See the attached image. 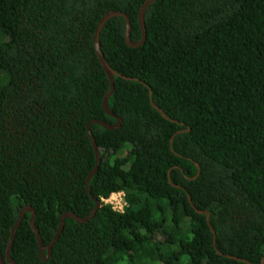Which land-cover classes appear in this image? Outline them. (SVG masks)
<instances>
[{
	"label": "trees",
	"instance_id": "trees-1",
	"mask_svg": "<svg viewBox=\"0 0 264 264\" xmlns=\"http://www.w3.org/2000/svg\"><path fill=\"white\" fill-rule=\"evenodd\" d=\"M0 0V255L14 264H260L264 258V0ZM136 79V80H135ZM144 85H143V84ZM146 85V86H145ZM150 101L167 119L151 107ZM98 149L95 164L87 137ZM172 138L171 146L169 139ZM198 175L191 179L196 168ZM169 178L170 183L167 182ZM172 185L184 189L174 188ZM122 191L125 207L102 202ZM187 194L197 214L187 203ZM92 198H91V197ZM229 255L242 261L226 258ZM43 256L45 252L42 253ZM264 264V261L263 263Z\"/></svg>",
	"mask_w": 264,
	"mask_h": 264
},
{
	"label": "water",
	"instance_id": "water-1",
	"mask_svg": "<svg viewBox=\"0 0 264 264\" xmlns=\"http://www.w3.org/2000/svg\"><path fill=\"white\" fill-rule=\"evenodd\" d=\"M155 1L156 0H143V2L140 4V6L138 8L137 21H138L139 30H140V38H139V40L137 42H132L129 39L130 23H129V20H128L127 16L123 12L108 11V12H106L98 20V22L96 24V27L94 29V33H93V37H92V43H93V48H94L95 55H96V58L98 60V63L100 65V67L102 68L104 74L106 75V78H107L108 83H109V88H108V90L105 92V94L102 97L101 107H102V110L105 112V114H107L108 116L114 118L115 123L111 125V124L105 123V122L100 121V120H92L90 123H94V124H96V125L104 128V129H107V130H113V129H115V128H117L119 126L120 119L118 117L114 116L110 112V110L108 108V105H107V99H108V97L110 96V94L113 91V77H120V78H122L124 80H130L131 79V78L124 77V76H121V75L117 74L115 71H113L108 66V64L104 60V58H103V56H102V54L100 52L99 45H98V34H99V31H100L101 27L104 25V23L108 19H110L112 17H121L123 19V21H124V33H123V41H124V44L127 47H132V48L138 47V46H140L143 43V41L145 39V30H144V24H143L144 11H145V9L151 3L155 2ZM148 98H149V102H150L151 107L154 108L157 112H159V114L161 115V117H163L164 119H167V117L165 116V114L160 109H158L150 101V91L149 90H148ZM85 131H86L87 137L89 139V142H90V145L92 147L93 154H94V157H95V164H94L92 170L87 174V176L85 177V180H84L85 189H86L87 193L89 194V191H88V181H89L90 177L94 174V172L97 170V167H98L99 162H100V158H99V153H98V149H97V146L95 144L94 138H93V136H92V134H91V132L89 130V123L86 124ZM171 142H172V138L169 139V146H171ZM194 165H195V168H196V172H195L194 176L191 179H194L198 175V173H199L198 166L195 163H194ZM167 182L170 183L169 178H167ZM172 186L174 188H178V189L184 191V189L182 187H180V186H177V185H172ZM185 195H186V198H187L188 205L197 214H203L205 216V221L208 224V219H209L208 212L207 211H202V210L195 209V207L192 205V203H191V201L188 198V196H187L186 193H185ZM92 200H93L94 206H93L92 210L90 211V213L87 216L83 217V218H80V217L76 216L72 212H64V213H62L59 216V218H58L57 230H56L53 238L51 239V241L46 246H43L42 245L41 240H40V237H39V234H38V231H37V228L35 227V225L33 223V218H34V211H33V209L30 206H23L21 208V210L19 211V213L17 215V218L15 220V223H14L12 229H11L9 241L7 242V246L4 249L3 257H1V255H0V264H14L13 261L11 260L10 256H9V253H10V248H11V244H12V240H13V234L16 231V229H17V227H18V225L20 223L21 217H22V215L24 213H29L30 214V217H29V227H30L31 231L33 232V234L35 236V240H36V244H37L38 257L41 260H46L49 257V254H50L51 247H52L53 243L56 241L59 233L62 230L63 220L69 218V219H72L74 222L79 223V224L80 223H85L86 221H88L94 215V213L96 212V210L98 208V201L95 200V199H93V198H92ZM208 228H209V230L211 232V235H212V244L214 246V236H215L214 235V231H213L212 227L209 224H208ZM43 252H45V255L44 256L42 254ZM218 254L219 255H222L220 253H218ZM222 256H224L226 258H229V259H234V260H238V261H242L244 263H247L243 259L235 258V257L229 256V255H222ZM263 261H264V258L261 259L260 264H262Z\"/></svg>",
	"mask_w": 264,
	"mask_h": 264
},
{
	"label": "built area",
	"instance_id": "built-area-1",
	"mask_svg": "<svg viewBox=\"0 0 264 264\" xmlns=\"http://www.w3.org/2000/svg\"><path fill=\"white\" fill-rule=\"evenodd\" d=\"M102 202L110 207L114 212H121L125 207L124 195L122 191H114L102 199Z\"/></svg>",
	"mask_w": 264,
	"mask_h": 264
},
{
	"label": "rangeland",
	"instance_id": "rangeland-1",
	"mask_svg": "<svg viewBox=\"0 0 264 264\" xmlns=\"http://www.w3.org/2000/svg\"><path fill=\"white\" fill-rule=\"evenodd\" d=\"M6 40V37L0 32V44ZM119 264H127L125 261L120 262Z\"/></svg>",
	"mask_w": 264,
	"mask_h": 264
}]
</instances>
